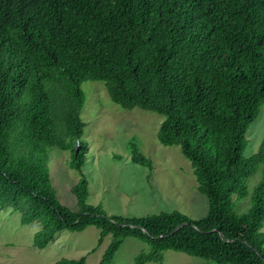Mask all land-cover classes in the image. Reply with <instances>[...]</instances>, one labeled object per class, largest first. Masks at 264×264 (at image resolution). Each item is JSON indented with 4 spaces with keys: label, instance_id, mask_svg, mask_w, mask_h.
I'll use <instances>...</instances> for the list:
<instances>
[{
    "label": "trees",
    "instance_id": "1",
    "mask_svg": "<svg viewBox=\"0 0 264 264\" xmlns=\"http://www.w3.org/2000/svg\"><path fill=\"white\" fill-rule=\"evenodd\" d=\"M85 80L102 82L123 109L163 116L157 138L190 161L205 215H108L87 203ZM263 104L264 0H0V208L40 225L37 248L61 230L94 226L99 244L111 237L97 264H111L127 237L148 246L135 264H161L166 250L201 264H264V134L244 156ZM51 146L70 151L80 174L71 187L77 210L56 197ZM129 147L133 163L152 166L134 142ZM247 196L248 209L237 212Z\"/></svg>",
    "mask_w": 264,
    "mask_h": 264
},
{
    "label": "rangeland",
    "instance_id": "2",
    "mask_svg": "<svg viewBox=\"0 0 264 264\" xmlns=\"http://www.w3.org/2000/svg\"><path fill=\"white\" fill-rule=\"evenodd\" d=\"M81 89L84 103L80 117L85 123L82 138L88 144L81 171L88 181L87 203L100 205L108 215L145 216L173 210L191 218L205 215L206 198L197 189L190 161L183 156L179 145H163L157 138L163 116L139 108H121L110 100L99 81L85 80ZM263 134L264 104L247 131L245 157L257 152ZM131 142L151 160L150 168L131 161ZM47 153L50 181L57 199L71 210H77L71 187L80 174L70 167V151L51 146ZM114 154L122 157L115 159ZM260 178L261 167L247 179L249 191ZM249 205L247 196L236 203L235 210L244 212ZM39 229L37 222L21 224L18 211L0 208V264H53L62 257H85V264H97L111 240L108 235L99 244V230L89 226L79 232L61 230L46 247L37 248L32 240ZM147 250L145 243L127 237L111 264H135L136 256ZM162 255L161 264L203 262L199 257L173 250H166Z\"/></svg>",
    "mask_w": 264,
    "mask_h": 264
}]
</instances>
